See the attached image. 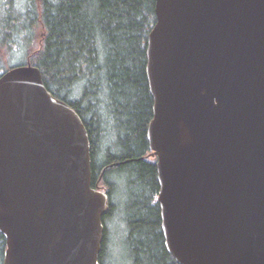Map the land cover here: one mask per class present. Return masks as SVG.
I'll list each match as a JSON object with an SVG mask.
<instances>
[{"label":"water","instance_id":"95a60500","mask_svg":"<svg viewBox=\"0 0 264 264\" xmlns=\"http://www.w3.org/2000/svg\"><path fill=\"white\" fill-rule=\"evenodd\" d=\"M146 75L161 229L177 264H264V0H156ZM108 189L42 71L0 77L2 264H101Z\"/></svg>","mask_w":264,"mask_h":264},{"label":"trees","instance_id":"16d2710c","mask_svg":"<svg viewBox=\"0 0 264 264\" xmlns=\"http://www.w3.org/2000/svg\"><path fill=\"white\" fill-rule=\"evenodd\" d=\"M155 9L156 0H26L0 21V49L39 36L35 51L27 43L22 66L38 67L48 91L82 118L92 149L93 187L102 173L109 187L107 219L117 209L115 195H127L121 200L132 264H177L164 245L156 160L148 157L154 101L147 41L157 22ZM2 69L0 61V77L9 70ZM106 234L101 264H107ZM5 249L0 234V264Z\"/></svg>","mask_w":264,"mask_h":264},{"label":"rangeland","instance_id":"374dc122","mask_svg":"<svg viewBox=\"0 0 264 264\" xmlns=\"http://www.w3.org/2000/svg\"><path fill=\"white\" fill-rule=\"evenodd\" d=\"M26 0H0V21L1 18L8 14L9 10L23 7ZM31 40V42L24 41V44L18 45H2L0 49V61L2 62L3 69H10L18 65H22L26 61V50L29 47L31 52L35 51L40 46V39ZM26 43V44H25ZM28 43V47H27ZM2 69V73L3 70ZM116 179V178H115ZM127 195L121 191L115 195V203H118L117 209L114 214L109 218H104V225L106 228V253L105 261L107 264H132L130 250L127 244L128 224L125 204Z\"/></svg>","mask_w":264,"mask_h":264},{"label":"flooded vegetation","instance_id":"af4514ba","mask_svg":"<svg viewBox=\"0 0 264 264\" xmlns=\"http://www.w3.org/2000/svg\"><path fill=\"white\" fill-rule=\"evenodd\" d=\"M148 157H150L151 159H153V160H156V162H157V158H153L152 156H151V152H150V154L148 155ZM103 175H104V173H102L101 174V176L99 177V179H98V181L96 182V184L94 185V188H106V189H108L109 187L105 184V181H104V179H103ZM108 194H109V189H108ZM158 195V194H157ZM158 198V196H156V200H158L157 199ZM111 206V205H110ZM109 211H110V209H109ZM109 213V212H108ZM107 213V214H108ZM107 216V215H106Z\"/></svg>","mask_w":264,"mask_h":264}]
</instances>
